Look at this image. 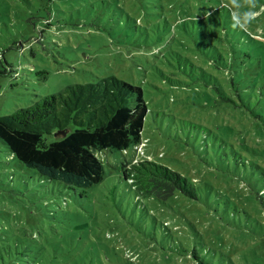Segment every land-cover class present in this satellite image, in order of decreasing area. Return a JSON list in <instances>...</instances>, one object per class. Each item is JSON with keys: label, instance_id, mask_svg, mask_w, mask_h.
Here are the masks:
<instances>
[{"label": "rangeland", "instance_id": "rangeland-1", "mask_svg": "<svg viewBox=\"0 0 264 264\" xmlns=\"http://www.w3.org/2000/svg\"><path fill=\"white\" fill-rule=\"evenodd\" d=\"M29 2L0 0V70L6 72L0 76V116L63 93L68 86L109 76L141 88L149 111L137 147L97 153L108 178L81 196H63L56 186L40 182L32 170L10 160L0 143V239L39 247L34 250L37 264H114L122 257L136 262L130 255L137 254L140 260L162 258L141 233L142 219L138 211L132 212L130 193L122 191L125 185L110 177L111 167L124 161H154L196 187L203 188L204 183L220 187L222 199L245 201L250 191L225 175L227 161H218L215 150L221 143L212 134L231 142L226 147L229 155L230 148L238 150L245 143L251 150L236 153L248 161L259 157L264 167V111L256 112L249 100L245 106L238 100V105L221 101L205 80L210 82L215 59L213 32L221 35L225 27L229 37L250 46L253 42L246 34L264 42V7L257 10L240 0ZM221 3L230 6L231 17L226 12L210 16ZM259 58V64L235 80L236 85L259 87L264 55ZM229 88L224 86L226 94L236 98ZM239 174L250 183L248 171ZM254 184L258 187L257 179ZM169 203L190 222L155 205L153 213L170 229L178 233L186 229V236L194 235L227 263L264 264L261 213L228 214L222 206L178 197ZM162 238L157 233V239ZM169 256L175 259L174 254ZM174 262L193 264L190 259Z\"/></svg>", "mask_w": 264, "mask_h": 264}, {"label": "trees", "instance_id": "trees-1", "mask_svg": "<svg viewBox=\"0 0 264 264\" xmlns=\"http://www.w3.org/2000/svg\"><path fill=\"white\" fill-rule=\"evenodd\" d=\"M20 1L30 4L29 0ZM37 2L47 5L55 0ZM240 2L250 3L252 8L257 10L264 7V0ZM218 7L219 11H213L210 16L226 12L227 17H231L230 6L221 3ZM235 11L236 14L240 13L239 10ZM230 21L235 22L233 19ZM225 29L224 27L221 35L213 32L217 39L213 47L215 59L211 62V83L205 80V86L217 93L223 102L238 105L239 101L240 105L245 106V101L249 100L256 105V112L261 113L260 111H264V75L257 88L241 86V82L236 85L235 80L241 79L243 72L259 64L260 55H264V42L246 34L253 42L250 46L244 40L229 37ZM5 73V70H0V76ZM224 86L230 87L236 98L227 95ZM143 94L141 88L113 76L102 78L97 83L68 86L63 93L45 96L26 108L0 116V143L10 153V160H15L32 170L40 182L46 181L52 187L56 186L58 193L63 196L76 193L81 196L90 188L101 184L107 177L97 153L107 149L123 151L141 142L149 111ZM189 124L199 128L195 124ZM56 133H65V136L56 137ZM212 135L214 140L221 143L215 150L218 161H227L225 175L230 177V182L241 181L244 188L250 191L245 201L236 197L237 203L233 198L222 199L220 187L218 189L209 183H204L203 188L196 187L187 178L154 161H124L120 166L111 167L114 172L110 173V177L118 184L125 185L126 188L122 191L130 193L132 212H139L142 219L139 228L141 233L147 236L151 246L155 245L162 252L161 256L165 260L157 255L149 261L140 260L137 254L130 255L132 259L137 258L136 262L122 257L117 258L114 264H174V260L188 259L193 264H233L227 263L222 254L216 256L217 252L213 248L202 246L194 235L190 236L191 238L186 236L183 233L186 229L181 233L170 229V226L160 221L152 211L153 207L159 204L170 212L178 213L182 221L185 219L190 223L179 208L169 203L174 197H178L185 201L207 203L209 206H222L228 214L241 212L250 216L253 211L264 216V167L260 164L261 159L257 157L256 161H248L238 155L236 151L251 150L245 143H240L238 150L230 148L229 155V149L226 147L231 142L217 138L214 133ZM50 137L53 140L49 142ZM203 146L202 150L208 154L207 145ZM262 156L264 157V154ZM248 158L254 159L252 156ZM242 169L248 171L250 183L240 177L239 172ZM254 179L259 183L256 188ZM223 181L229 183L226 178H223ZM115 189L114 185L112 190ZM238 204L246 207H240ZM157 233L163 236L161 240L157 239ZM36 248L39 249L30 243L13 244L0 239V264H37L39 260L34 253ZM170 254H174L175 259H170Z\"/></svg>", "mask_w": 264, "mask_h": 264}, {"label": "water", "instance_id": "water-1", "mask_svg": "<svg viewBox=\"0 0 264 264\" xmlns=\"http://www.w3.org/2000/svg\"><path fill=\"white\" fill-rule=\"evenodd\" d=\"M55 136H56V137H58V136L63 137V136H65V133H56Z\"/></svg>", "mask_w": 264, "mask_h": 264}, {"label": "clouds", "instance_id": "clouds-1", "mask_svg": "<svg viewBox=\"0 0 264 264\" xmlns=\"http://www.w3.org/2000/svg\"><path fill=\"white\" fill-rule=\"evenodd\" d=\"M141 140H142V138H141ZM137 144H139V143H137ZM137 144L134 146V147H137ZM150 161V160H149Z\"/></svg>", "mask_w": 264, "mask_h": 264}, {"label": "crops", "instance_id": "crops-1", "mask_svg": "<svg viewBox=\"0 0 264 264\" xmlns=\"http://www.w3.org/2000/svg\"><path fill=\"white\" fill-rule=\"evenodd\" d=\"M138 145V144H137ZM134 147V146H133Z\"/></svg>", "mask_w": 264, "mask_h": 264}]
</instances>
